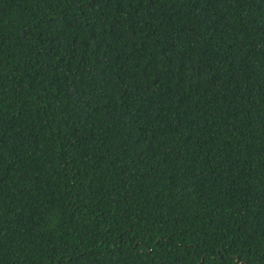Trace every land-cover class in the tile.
<instances>
[{
  "label": "trees",
  "instance_id": "1",
  "mask_svg": "<svg viewBox=\"0 0 264 264\" xmlns=\"http://www.w3.org/2000/svg\"><path fill=\"white\" fill-rule=\"evenodd\" d=\"M0 264H264V0H0Z\"/></svg>",
  "mask_w": 264,
  "mask_h": 264
}]
</instances>
